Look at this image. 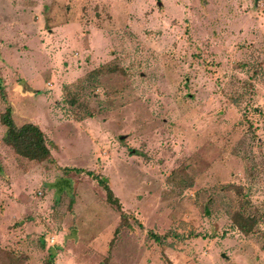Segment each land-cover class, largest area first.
<instances>
[{"label":"rangeland","instance_id":"rangeland-1","mask_svg":"<svg viewBox=\"0 0 264 264\" xmlns=\"http://www.w3.org/2000/svg\"><path fill=\"white\" fill-rule=\"evenodd\" d=\"M7 107L53 159L0 122L16 264H264V0H0Z\"/></svg>","mask_w":264,"mask_h":264},{"label":"trees","instance_id":"trees-1","mask_svg":"<svg viewBox=\"0 0 264 264\" xmlns=\"http://www.w3.org/2000/svg\"><path fill=\"white\" fill-rule=\"evenodd\" d=\"M1 96H4L1 95ZM1 124L6 128L3 142L11 147L16 155L28 161L49 162L53 161L45 134L40 128L33 123H25L21 126H16L13 119L10 107L5 109V112L0 116ZM81 170H76V172ZM88 175L93 177L90 172ZM99 186L105 192L106 201L116 205V209L121 211V205L118 199L113 195L105 180L100 177H95ZM255 219L252 216H244L241 213H236L233 216V223L243 234H248L252 231L255 225ZM21 260V256H14L12 252L0 250V264H16V261Z\"/></svg>","mask_w":264,"mask_h":264}]
</instances>
